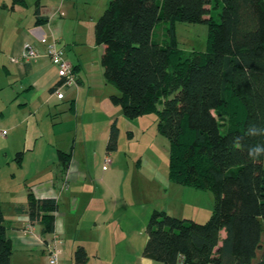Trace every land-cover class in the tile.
Instances as JSON below:
<instances>
[{
	"label": "trees",
	"instance_id": "obj_1",
	"mask_svg": "<svg viewBox=\"0 0 264 264\" xmlns=\"http://www.w3.org/2000/svg\"><path fill=\"white\" fill-rule=\"evenodd\" d=\"M160 22L165 43L154 38ZM178 22L206 24V49L186 54ZM94 32L106 82L120 92L111 99L128 118L156 112L170 144V178L215 195L204 223L154 211L144 255L168 264H264V157L248 155L264 136L245 135L250 124L264 126V0H109ZM218 117L227 118L226 129ZM119 135L115 121L108 152L118 149ZM22 157L16 154L20 164ZM25 208L54 231L55 197L31 192ZM12 254L0 211V264H11ZM75 256L87 259L82 247Z\"/></svg>",
	"mask_w": 264,
	"mask_h": 264
},
{
	"label": "crops",
	"instance_id": "obj_2",
	"mask_svg": "<svg viewBox=\"0 0 264 264\" xmlns=\"http://www.w3.org/2000/svg\"><path fill=\"white\" fill-rule=\"evenodd\" d=\"M108 3L0 0V63L12 73L13 103L20 115L5 128L13 137L6 162L12 171L0 173V211L13 244L11 264H48L44 242L54 236L60 239L61 264H80L75 256L80 247L87 255L81 264H168L144 255L149 217L156 210L168 211L159 200L142 202L128 181V192L120 193L117 186L125 180L124 171L114 168V159L103 169L105 156L117 155L120 147L107 151L110 127L125 116L111 99L120 94L106 82L101 65L104 45L95 39V20ZM42 37L63 41L68 59L77 67L78 83L65 88L63 99L54 93L59 78ZM26 42L40 50L30 61L22 58ZM22 124L25 132L19 130ZM121 137L120 131L119 141ZM18 152H23L21 164ZM92 160H100L101 175ZM31 192L37 198H56L54 231L46 232L43 222L31 221L25 208Z\"/></svg>",
	"mask_w": 264,
	"mask_h": 264
},
{
	"label": "rangeland",
	"instance_id": "obj_3",
	"mask_svg": "<svg viewBox=\"0 0 264 264\" xmlns=\"http://www.w3.org/2000/svg\"><path fill=\"white\" fill-rule=\"evenodd\" d=\"M216 17L219 18V14ZM176 32L179 46L186 54L193 49H206L208 39V26L206 24L178 22ZM154 38L164 43L168 39L164 22H160L155 27ZM67 51L69 50L67 49ZM72 57L70 54V58ZM11 76L12 73L8 68L0 63V129L9 128L12 122L20 117L19 107L13 103L16 94L12 90L15 84L12 83L13 77ZM111 88L120 94L118 89L113 86ZM159 107L161 108V105ZM218 118L222 130L226 129L227 118ZM117 125L122 137L118 143L119 151L117 155L112 154V157L115 162L114 168L119 167L124 171L125 180L118 181L117 186L121 189L120 193L125 195L128 181L133 187L134 195L137 198H142V202L146 200L144 198L159 200L160 207L167 210L172 216L187 217L200 223L206 222L213 212L215 195L211 190L184 186L170 178V144L169 140L158 131L157 113L153 112L134 119L124 116ZM25 127L26 124H22L19 130L25 132ZM11 139H13L11 132L7 137L0 136V165L2 167L0 173L12 171L6 163L10 160L7 158L12 153L10 152L12 145H9ZM92 158H96V156L93 155ZM99 162L100 160H92L91 162V165L95 166L98 176L103 171L102 164Z\"/></svg>",
	"mask_w": 264,
	"mask_h": 264
},
{
	"label": "built area",
	"instance_id": "obj_4",
	"mask_svg": "<svg viewBox=\"0 0 264 264\" xmlns=\"http://www.w3.org/2000/svg\"><path fill=\"white\" fill-rule=\"evenodd\" d=\"M40 42L45 45L46 54L57 70L59 81L55 85L54 93L59 99H63L65 97V88L77 85L78 83L74 64L68 59L66 45L60 39L54 38L48 40L46 37H42ZM39 55V48L32 42H26L24 44L22 52V58L24 60L30 61ZM12 60L16 61L15 58H12ZM8 133L7 129H0L1 137H7ZM112 163L113 158L107 154L104 158L103 169H108ZM28 225L31 227V223ZM44 247L48 255V264H61V248L58 236H54L45 241Z\"/></svg>",
	"mask_w": 264,
	"mask_h": 264
},
{
	"label": "clouds",
	"instance_id": "obj_5",
	"mask_svg": "<svg viewBox=\"0 0 264 264\" xmlns=\"http://www.w3.org/2000/svg\"><path fill=\"white\" fill-rule=\"evenodd\" d=\"M245 135L251 137L264 136V126L250 124L245 131ZM239 139L240 138H237V143L239 142ZM248 155L252 160L264 157V143H258L250 146L248 149Z\"/></svg>",
	"mask_w": 264,
	"mask_h": 264
}]
</instances>
